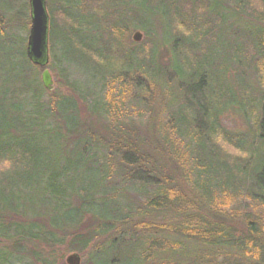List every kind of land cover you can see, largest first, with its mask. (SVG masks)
<instances>
[{"label": "trees", "instance_id": "trees-1", "mask_svg": "<svg viewBox=\"0 0 264 264\" xmlns=\"http://www.w3.org/2000/svg\"><path fill=\"white\" fill-rule=\"evenodd\" d=\"M139 1L47 0L45 98L30 0H0V264H264V0H142L154 34Z\"/></svg>", "mask_w": 264, "mask_h": 264}, {"label": "rangeland", "instance_id": "rangeland-1", "mask_svg": "<svg viewBox=\"0 0 264 264\" xmlns=\"http://www.w3.org/2000/svg\"><path fill=\"white\" fill-rule=\"evenodd\" d=\"M257 5H260V3H258ZM144 6H145V3L142 0H140L138 3H134L132 7H135V8H138V9H142L144 11V12H141L142 13L141 25H142V27H146L149 31H151V33L154 34V33H156V30H157L156 24L158 23L157 20L155 19L156 17H158V16L161 17L165 23H167V21L169 20L168 14L165 16V13H166V9L164 7L165 4L161 3V5L153 7L152 9H150V8L147 9ZM112 8L113 7H111V3L109 1L105 2L104 5H103V9H104L105 12H107L108 10H110ZM128 8H130V6H128V5H126V4L121 2L119 4L118 8H117V13L118 14H124L126 19H128L127 18V13L125 12V10L128 9ZM134 24L135 23H131V25H134ZM244 26H245L244 22H238L236 24V27L239 28V29H243ZM29 30H30V27H29ZM136 31H140L143 34V39H142V41L140 43H135L132 40V36H133V34ZM20 34H21V36L25 37V40H26L28 35H29V31L28 32L27 31L26 32L22 31ZM220 35H221L222 42H224L225 38L227 37L226 32L221 30L220 31ZM161 36L162 35L159 32L158 33V37L156 36V38L159 40L161 38ZM145 38H146V33L143 30L137 29V28L132 29L130 31V34L127 35V40H128L129 44L139 45V44L144 42ZM9 40L13 44H9L8 47L11 50L12 49L15 50V48H16L15 45L17 44V43H15L16 39L15 38H10ZM0 43H1V41H0ZM26 47H27V41H25V48ZM162 52H164L166 54V50L162 49ZM163 57H165L166 60L168 59V55L167 54H166V56H163ZM50 63H51V58H49L48 65H46L45 67L39 68L37 70V73H36V77H37L38 81L41 82L40 79H41V75H42L43 71L45 69H49V71H50V74H51V77H52V82H53V85H52L53 86V90L51 92H49L50 94H47L45 96V98H53L55 96L64 95V94L68 93L67 87L65 85L64 76L61 77L59 72L53 70V68H51V66H50ZM72 72L73 73H71V81H75L76 80L78 82H81V81L84 80V77H83V75L81 73L74 72V71H72ZM157 83L159 84L160 87H164L165 88L164 80L161 77H157ZM107 91H108V93H110L109 92V88L107 89ZM140 91H142V89H140ZM109 96L110 97L112 96V92L109 94ZM161 98H162V101H161ZM155 100H157L156 102H158V104L161 107L165 106V102H164L165 100L162 97V95L159 96V91L157 92L156 88H155V91L152 92V96H151V99L149 101V104H154ZM170 102H171V100H169V103ZM177 102H178V100H175L171 104H176ZM9 103L10 102H8L7 104H4V107H11V105ZM135 118L138 119V115L137 114H135ZM156 119H157V117H156ZM223 124H224L225 128H227L229 131H232V132H235V133H239L240 131H243L244 128H245L244 127V122L241 120V118L238 115L233 114L232 112L228 113V114H226L224 116ZM147 131H149V128L147 129ZM229 151L232 152V153L235 152V151H233L231 149H229ZM1 167L4 169V168L9 167V165L7 167H5L4 165L1 166ZM68 254H70V253H68ZM66 257H65V260H66ZM65 260H64V262H65Z\"/></svg>", "mask_w": 264, "mask_h": 264}, {"label": "water", "instance_id": "water-1", "mask_svg": "<svg viewBox=\"0 0 264 264\" xmlns=\"http://www.w3.org/2000/svg\"><path fill=\"white\" fill-rule=\"evenodd\" d=\"M31 7V29L28 37L27 54L30 60L41 67H45L48 62V30L49 17L47 13L46 0H30ZM134 42H140L143 39L141 32H135L133 35ZM42 83L45 89L52 91L53 82L49 70L42 74ZM66 264H81L82 257L79 253H72L66 257Z\"/></svg>", "mask_w": 264, "mask_h": 264}, {"label": "clouds", "instance_id": "clouds-1", "mask_svg": "<svg viewBox=\"0 0 264 264\" xmlns=\"http://www.w3.org/2000/svg\"><path fill=\"white\" fill-rule=\"evenodd\" d=\"M4 166H5V167H7V166H8V164H7V163H5V164H4Z\"/></svg>", "mask_w": 264, "mask_h": 264}]
</instances>
